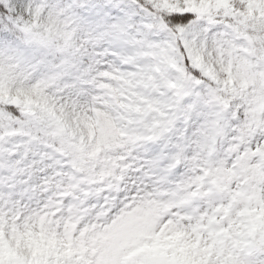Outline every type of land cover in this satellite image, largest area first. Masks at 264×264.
I'll list each match as a JSON object with an SVG mask.
<instances>
[{"label": "snow or ice", "instance_id": "1", "mask_svg": "<svg viewBox=\"0 0 264 264\" xmlns=\"http://www.w3.org/2000/svg\"><path fill=\"white\" fill-rule=\"evenodd\" d=\"M0 264H264V0H0Z\"/></svg>", "mask_w": 264, "mask_h": 264}]
</instances>
